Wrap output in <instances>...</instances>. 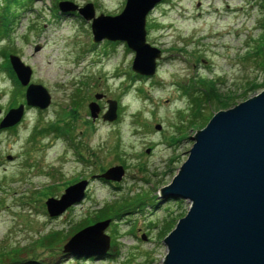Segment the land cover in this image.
I'll use <instances>...</instances> for the list:
<instances>
[{
	"label": "rangeland",
	"instance_id": "374dc122",
	"mask_svg": "<svg viewBox=\"0 0 264 264\" xmlns=\"http://www.w3.org/2000/svg\"><path fill=\"white\" fill-rule=\"evenodd\" d=\"M59 1L14 2L0 21L10 28L0 41V121L26 92L5 70L11 54L51 94L49 107H26L14 130H0V264H164V239L191 202L160 189L215 112L264 91V1L162 0L147 17V42L162 52L151 76L132 69L126 42H94L91 21L61 12ZM70 1L92 2L97 15L118 14L126 3ZM109 99L118 102L114 121L103 119ZM91 101L100 103L95 120ZM116 165L120 181L99 176ZM80 180L81 201L51 216L47 199ZM112 207L120 215L115 228L106 220L104 255L65 251L79 226ZM55 231L62 233L54 246H39Z\"/></svg>",
	"mask_w": 264,
	"mask_h": 264
},
{
	"label": "water",
	"instance_id": "95a60500",
	"mask_svg": "<svg viewBox=\"0 0 264 264\" xmlns=\"http://www.w3.org/2000/svg\"><path fill=\"white\" fill-rule=\"evenodd\" d=\"M161 1L126 0L123 10L116 15H97L92 2L79 6L61 0L58 7L61 12L76 11L91 21L94 42H126L135 52L132 69L151 76L162 52L147 42V16ZM9 58L17 79L26 87L25 103L6 113L0 129L20 123L26 106L45 109L51 104L49 91L30 82L32 68L17 55L11 54ZM108 103L103 119L114 121L118 117V102L109 99ZM89 109L95 120L99 104L91 101ZM155 127L160 129L161 125ZM193 140L188 158L170 185L160 189L165 196L191 202L187 213L164 239L168 249L164 264H264V91L215 112ZM123 175L124 168L116 165L99 176L120 181ZM86 184V180H80L69 185L61 197H49V214L60 215L81 201ZM106 224L108 221L96 222L82 228L69 239L65 251L104 255L110 246L109 236L103 233Z\"/></svg>",
	"mask_w": 264,
	"mask_h": 264
},
{
	"label": "trees",
	"instance_id": "16d2710c",
	"mask_svg": "<svg viewBox=\"0 0 264 264\" xmlns=\"http://www.w3.org/2000/svg\"><path fill=\"white\" fill-rule=\"evenodd\" d=\"M19 1L22 2V1H25V0H0V6L2 4V7H0V9H2L1 16H0V18H1L0 19L1 24H2V22H8V20H9L8 14L11 12V5H12V3L19 2ZM9 30H10L9 27H5L4 29H2V28L0 29V41L2 40V38H4L5 36L8 35V31ZM110 43H112V42H110ZM5 70L15 80V82L18 85H20L19 82H18V80H17V78H16L15 73L13 72V70L10 67L9 62H7L6 66H5ZM20 86H19V88H20ZM55 130L59 131L58 128H55ZM119 215H120V211L118 212V208L117 207L116 208L112 207L110 210L108 208L107 209H104V210H102V211H100L98 213V215L96 216V218L94 220L92 219L91 222H89V223L86 222L85 224H82L81 226H79V228H77V230L79 231L82 228H84V227H86L88 225H91L92 223L101 221V220L106 221L109 218L110 219H113V223H111L110 227L115 228L116 225L118 224V221H119V219L117 220V218L119 217ZM113 217H117V218H113ZM61 233H62L61 231L60 232L59 231H55V232L46 234L43 237L42 242L40 243L39 246H43V247H45V246H48V247L54 246L53 241L60 240V237L59 236H61Z\"/></svg>",
	"mask_w": 264,
	"mask_h": 264
},
{
	"label": "flooded vegetation",
	"instance_id": "af4514ba",
	"mask_svg": "<svg viewBox=\"0 0 264 264\" xmlns=\"http://www.w3.org/2000/svg\"><path fill=\"white\" fill-rule=\"evenodd\" d=\"M71 14H74V13H71ZM23 96H24V102H25V94H23ZM20 103H18V105H19ZM100 104V103H99ZM17 105H13V106H11V108H13V107H16ZM102 112V111H101ZM16 128V126H14V127H11V128H7V129H3V130H6V131H8V130H14Z\"/></svg>",
	"mask_w": 264,
	"mask_h": 264
}]
</instances>
